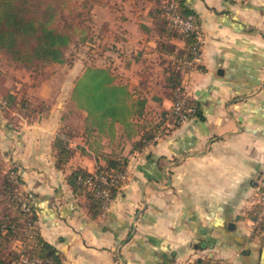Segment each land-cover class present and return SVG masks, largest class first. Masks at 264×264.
I'll return each instance as SVG.
<instances>
[{
    "label": "crops",
    "instance_id": "0c3cea01",
    "mask_svg": "<svg viewBox=\"0 0 264 264\" xmlns=\"http://www.w3.org/2000/svg\"><path fill=\"white\" fill-rule=\"evenodd\" d=\"M185 3L196 16L194 45L200 42L201 49L185 80L188 99L197 105L194 116L163 138L141 139L128 158L111 154L104 133L112 121L131 131L133 117L129 83L113 79L126 95L115 101L124 110L104 112L97 127L65 129L64 160L55 139L35 146L19 135L17 156L34 196L37 231L61 264H215L260 256L246 211L264 183V0ZM170 41L185 49L184 40ZM159 100L171 98L164 92ZM110 159L126 162L108 200L72 186L73 172L108 169Z\"/></svg>",
    "mask_w": 264,
    "mask_h": 264
},
{
    "label": "rangeland",
    "instance_id": "374dc122",
    "mask_svg": "<svg viewBox=\"0 0 264 264\" xmlns=\"http://www.w3.org/2000/svg\"><path fill=\"white\" fill-rule=\"evenodd\" d=\"M168 2L66 0L64 19L72 23L79 33L66 47L64 62L53 67H26L21 63H8L0 56V261L12 264L18 252L25 251L28 255L33 246L32 236L37 230V221L35 226L27 223L26 216L20 214L19 205L11 202L14 198L20 202L19 197L23 195L22 202L24 199L29 202V208L20 203L24 211L34 203L33 194H28V185L23 177L22 160L17 156L21 154L19 135H28L35 146L43 139L53 142L57 138L63 140L66 146L68 134L65 129L68 132L70 129L79 131L86 124L97 127L100 121L92 122L89 117L87 122L89 111L80 105L82 102L79 103L74 91L76 86L80 90L86 88L83 78L87 69L106 68L116 82L129 83L125 94L130 95L126 103L132 104L133 98L146 100L141 115L132 117L131 131L123 121L111 123V118H104L106 124H112L108 134L104 133V140L100 139L104 141L107 152L114 155L122 152L128 158L132 147L138 146L144 133L152 127L156 128L152 140H158L167 134V129L186 121L177 118L173 104L179 96L188 99L185 83L187 70L182 64L183 59H172L173 56L165 51L167 42L178 39L172 37L168 40L161 34L164 21L171 22L167 18ZM192 17L195 22L196 16ZM147 82H151V85ZM121 91L118 100H126V95ZM164 92L168 100L171 98L167 104L159 100ZM9 94L16 98L12 105L2 109ZM96 96L101 100L102 94ZM11 178L16 185L13 198L5 192L6 181ZM86 188L91 190L90 187ZM259 188L252 206L246 211V215L252 219L258 215L259 196L264 192V183H260ZM249 227L253 228V239L257 243L253 247L255 251L260 250V256L256 254L254 258L246 260L241 254L237 260H221L215 264H264V230L259 227V222ZM245 247L250 248L251 244Z\"/></svg>",
    "mask_w": 264,
    "mask_h": 264
},
{
    "label": "trees",
    "instance_id": "16d2710c",
    "mask_svg": "<svg viewBox=\"0 0 264 264\" xmlns=\"http://www.w3.org/2000/svg\"><path fill=\"white\" fill-rule=\"evenodd\" d=\"M169 3L174 5L172 12L182 18L195 15L194 11L186 5L185 0H169ZM65 4L66 0H0V56L8 63H21L26 67H53L64 62L66 47L79 33V30L74 28L72 23L66 18L64 19L63 10ZM164 22L165 25L161 34L166 39L170 40L173 37L185 42V49H177L174 45L170 46L167 42L165 51L172 55L174 59H192V46L195 43L196 34L179 32L176 25L168 20ZM184 67L186 68L185 70H188V66L184 65ZM112 79L113 77L106 68H89L83 78L86 88L80 90L76 86L74 89L79 103L82 102L80 105H83L89 111L92 116L91 119L96 122L97 120L100 121L97 124L102 123L101 117L104 112L107 111L110 114H114L116 111L121 112L124 110L123 106L114 102L118 99L120 90L111 85ZM96 94H102L101 100L97 98ZM15 98L16 96L9 94L6 99V105L2 109L12 105ZM145 101V99L139 100L135 98L134 100L133 98L131 112L134 117L141 115ZM188 103L195 105L197 108L196 103L192 100L188 99ZM155 133L156 128L152 127L144 133L142 139L145 138L146 141H149L153 139ZM63 143L64 141L59 140V138L54 143L60 161L64 160L68 155ZM125 162L126 160L117 161L110 159L108 169H98L96 172L100 174L123 173ZM90 175L91 173L82 171L73 172L71 176L72 186L76 190L85 189L86 186L83 181ZM13 181L12 178L8 182L6 181L7 190L5 192L10 198L15 197L14 190L16 185L13 184ZM11 202L12 204H18L20 214L26 216L27 223H32L35 226L37 214L34 204L30 206L29 210L24 211L21 210L20 202H17L16 198ZM259 227L264 230V218L261 219ZM32 240L33 246L28 254L30 257H39L55 264H61L59 254L53 246L40 237L36 229ZM19 254V252L16 254L15 259H17ZM0 264L7 263L1 260Z\"/></svg>",
    "mask_w": 264,
    "mask_h": 264
},
{
    "label": "built area",
    "instance_id": "2783aa9c",
    "mask_svg": "<svg viewBox=\"0 0 264 264\" xmlns=\"http://www.w3.org/2000/svg\"><path fill=\"white\" fill-rule=\"evenodd\" d=\"M170 8L167 10V17L174 25L179 27L182 32L186 34L197 33L199 28L197 24L194 22L193 17L191 15L186 18H182L177 14L172 12L174 5L173 3H169ZM193 58L191 60H182V64L186 66H191L193 63H197L201 59V49L200 42H196V44L192 47ZM173 112L177 116V118L181 121L188 120L190 117L196 114V107L192 104L188 103V99L184 96H179L178 99L173 104ZM121 179H124V174L117 172L115 174H100L98 172L92 173L86 180H84V184L87 187L91 188V191H94L96 196H99L103 200L109 199V190L111 188H119ZM19 197V196H18ZM24 197L23 195L21 196ZM260 208L258 215L253 219V223H257L264 218V192L260 194ZM22 198L19 197L20 203L22 202ZM23 207L29 208L28 202L24 199L21 203ZM12 264H55L52 261L44 260L39 257H30L29 255L21 252L17 259Z\"/></svg>",
    "mask_w": 264,
    "mask_h": 264
}]
</instances>
